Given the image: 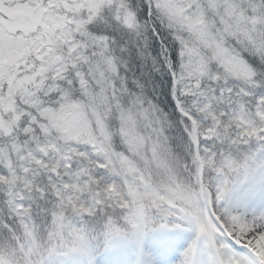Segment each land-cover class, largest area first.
Here are the masks:
<instances>
[{
  "label": "snow or ice",
  "instance_id": "6c2138e0",
  "mask_svg": "<svg viewBox=\"0 0 264 264\" xmlns=\"http://www.w3.org/2000/svg\"><path fill=\"white\" fill-rule=\"evenodd\" d=\"M0 264H264V0H0Z\"/></svg>",
  "mask_w": 264,
  "mask_h": 264
}]
</instances>
